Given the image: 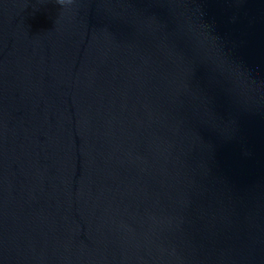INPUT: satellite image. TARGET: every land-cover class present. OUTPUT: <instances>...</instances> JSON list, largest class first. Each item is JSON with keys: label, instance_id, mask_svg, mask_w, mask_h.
Returning a JSON list of instances; mask_svg holds the SVG:
<instances>
[{"label": "water", "instance_id": "1", "mask_svg": "<svg viewBox=\"0 0 264 264\" xmlns=\"http://www.w3.org/2000/svg\"><path fill=\"white\" fill-rule=\"evenodd\" d=\"M0 264H264V0H0Z\"/></svg>", "mask_w": 264, "mask_h": 264}]
</instances>
